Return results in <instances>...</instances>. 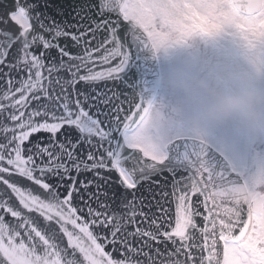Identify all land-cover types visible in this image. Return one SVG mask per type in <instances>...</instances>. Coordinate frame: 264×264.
Segmentation results:
<instances>
[{
    "label": "snow or ice",
    "instance_id": "6c2138e0",
    "mask_svg": "<svg viewBox=\"0 0 264 264\" xmlns=\"http://www.w3.org/2000/svg\"><path fill=\"white\" fill-rule=\"evenodd\" d=\"M201 7L0 0V264H264V169L216 170L125 86L142 48L220 33ZM234 8L264 67V0Z\"/></svg>",
    "mask_w": 264,
    "mask_h": 264
},
{
    "label": "rangeland",
    "instance_id": "374dc122",
    "mask_svg": "<svg viewBox=\"0 0 264 264\" xmlns=\"http://www.w3.org/2000/svg\"><path fill=\"white\" fill-rule=\"evenodd\" d=\"M198 2L212 5L211 8L201 7L198 11L210 21L219 20L222 26L218 34L204 35L198 30L185 39L191 48L196 49L197 45H201L203 51L208 52V62L203 64L207 67L205 75H217L219 79L229 80L225 84L226 89L237 88L249 82L264 88V67L258 66L254 61L255 53L232 35L235 31L232 25L236 10L230 0ZM191 48L183 42L157 51L161 62L163 91L160 92V99L153 105L158 113L157 124L162 135L177 127L174 108L179 102L195 104L200 98L195 93L185 94L170 88L169 82L172 79L189 78L210 82L209 78L199 77L201 74L197 71L200 63L198 57L191 53ZM214 54L217 56L213 57ZM210 83L214 85V82ZM203 137L240 173L264 169V133L245 132L235 125H218L206 128Z\"/></svg>",
    "mask_w": 264,
    "mask_h": 264
},
{
    "label": "clouds",
    "instance_id": "9594fccd",
    "mask_svg": "<svg viewBox=\"0 0 264 264\" xmlns=\"http://www.w3.org/2000/svg\"><path fill=\"white\" fill-rule=\"evenodd\" d=\"M169 87L185 94L195 93L200 98L195 104L179 102L174 108L177 127L163 135L201 136L206 128L218 125L264 133V88L249 82L224 89L196 78L172 79ZM157 120L158 116L155 125L161 134Z\"/></svg>",
    "mask_w": 264,
    "mask_h": 264
},
{
    "label": "water",
    "instance_id": "95a60500",
    "mask_svg": "<svg viewBox=\"0 0 264 264\" xmlns=\"http://www.w3.org/2000/svg\"><path fill=\"white\" fill-rule=\"evenodd\" d=\"M232 2L234 4V0ZM125 86L129 89V100H142L145 103L153 101L159 87V66L153 49L150 47L142 48L137 53V58L127 69ZM134 111L135 109L132 108L128 114L131 115ZM133 119H136V117H133ZM206 153L207 162L213 168L221 171H231L226 160L209 145H207Z\"/></svg>",
    "mask_w": 264,
    "mask_h": 264
}]
</instances>
